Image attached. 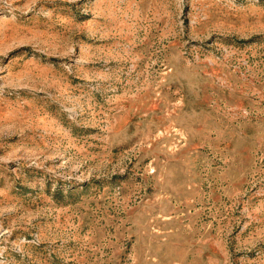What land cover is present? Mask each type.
Masks as SVG:
<instances>
[{
  "label": "rangeland",
  "instance_id": "374dc122",
  "mask_svg": "<svg viewBox=\"0 0 264 264\" xmlns=\"http://www.w3.org/2000/svg\"><path fill=\"white\" fill-rule=\"evenodd\" d=\"M0 264H264V0H0Z\"/></svg>",
  "mask_w": 264,
  "mask_h": 264
}]
</instances>
